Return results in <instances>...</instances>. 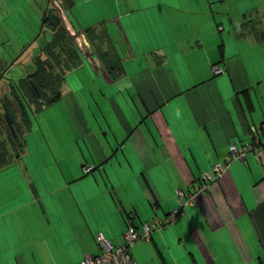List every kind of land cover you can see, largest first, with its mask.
Instances as JSON below:
<instances>
[{
    "label": "crops",
    "instance_id": "obj_1",
    "mask_svg": "<svg viewBox=\"0 0 264 264\" xmlns=\"http://www.w3.org/2000/svg\"><path fill=\"white\" fill-rule=\"evenodd\" d=\"M49 14L80 65L58 101L22 106L0 168V264H78L97 236L119 244L128 215L139 231L164 220L178 192L194 202L130 248L137 264H264V152L231 160L206 195L193 188L252 127L263 139L264 0H0L9 89L53 42Z\"/></svg>",
    "mask_w": 264,
    "mask_h": 264
},
{
    "label": "trees",
    "instance_id": "obj_2",
    "mask_svg": "<svg viewBox=\"0 0 264 264\" xmlns=\"http://www.w3.org/2000/svg\"><path fill=\"white\" fill-rule=\"evenodd\" d=\"M248 23L251 25L252 22L249 21ZM44 26L52 31L54 38L52 43L47 44L42 49L44 57H37L34 71L31 74H27L19 83L13 82V85L10 83L12 85L11 89L0 95V124L3 122L7 127L4 119L5 112H7L15 134V126L18 127V123L25 126V112H22L24 110L22 106H25L31 113H35L58 101L65 76L70 70L80 65L77 54L71 49L70 43H68V37L59 18L50 14L47 15L44 19ZM254 26L256 25L254 24ZM109 49L103 50L100 57L106 70L111 73V76L116 78L121 73V66L114 61ZM2 71L0 70V74ZM19 100H23V103L21 104ZM16 118L19 121H16ZM1 127L0 125V168L6 165L8 161L9 147L13 148L15 145L19 147L21 143L18 135L14 138L8 129L6 131L7 138L2 136L3 128Z\"/></svg>",
    "mask_w": 264,
    "mask_h": 264
},
{
    "label": "built area",
    "instance_id": "obj_3",
    "mask_svg": "<svg viewBox=\"0 0 264 264\" xmlns=\"http://www.w3.org/2000/svg\"><path fill=\"white\" fill-rule=\"evenodd\" d=\"M213 75L222 74L223 71L217 66H213ZM260 130L256 127H252L250 130V137H252V144H247L238 148L235 143H231L228 147L229 154L225 157L223 163H219L214 166L210 172H206L200 178L199 182L194 185L196 195H206L209 191V185L212 181V177L217 179L223 176L228 164L231 160H241L248 154H254L255 157L261 155L264 152V136L263 139L259 137ZM91 168L86 167L84 174L88 173ZM195 196V195H194ZM194 196H190L183 201L184 195L178 192L177 197L179 202V208L172 210V213L167 215L164 220H153L151 224L142 225L141 231L132 225V216H127L126 229L122 234V241L119 244H112L104 239L102 236H97L94 239L98 247L99 253L96 255L90 254L85 256L78 264H137L131 255L130 248L137 244V242H148L150 236L155 229L165 228L175 222L179 217L184 216V207L191 205L194 202Z\"/></svg>",
    "mask_w": 264,
    "mask_h": 264
},
{
    "label": "rangeland",
    "instance_id": "obj_4",
    "mask_svg": "<svg viewBox=\"0 0 264 264\" xmlns=\"http://www.w3.org/2000/svg\"><path fill=\"white\" fill-rule=\"evenodd\" d=\"M18 67L14 66L11 68V71L9 73H7L6 75H8V77L10 76H13L15 79H17L20 75L18 74ZM13 83V81H12ZM17 83H19V81H17ZM14 84V83H13ZM9 90V87H8V82L6 80H1L0 82V95H2V93H5L6 90ZM2 140H3V137H2Z\"/></svg>",
    "mask_w": 264,
    "mask_h": 264
},
{
    "label": "water",
    "instance_id": "obj_5",
    "mask_svg": "<svg viewBox=\"0 0 264 264\" xmlns=\"http://www.w3.org/2000/svg\"><path fill=\"white\" fill-rule=\"evenodd\" d=\"M12 65H13V64H12ZM12 65H10V67H11ZM10 67H9V68H10ZM4 74H5V72H3V73L0 74V79H2V78L5 77ZM4 112H5V111H4ZM4 119H5V123H6L7 127H8V129H9L11 135L16 136V135L14 134L13 124H12V122H11V120H10V117H9V114H8L7 112H5Z\"/></svg>",
    "mask_w": 264,
    "mask_h": 264
},
{
    "label": "flooded vegetation",
    "instance_id": "obj_6",
    "mask_svg": "<svg viewBox=\"0 0 264 264\" xmlns=\"http://www.w3.org/2000/svg\"><path fill=\"white\" fill-rule=\"evenodd\" d=\"M17 101H18V100H17ZM19 102L22 104L23 100H19ZM1 124L3 125V126H2V128H3L2 130L7 131L8 127H6L5 124H3V122H2ZM1 124H0V125H1ZM8 130H9V129H8Z\"/></svg>",
    "mask_w": 264,
    "mask_h": 264
}]
</instances>
